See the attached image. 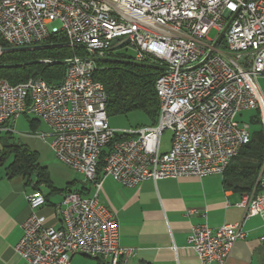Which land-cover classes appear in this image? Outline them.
I'll list each match as a JSON object with an SVG mask.
<instances>
[{
	"label": "built area",
	"instance_id": "1",
	"mask_svg": "<svg viewBox=\"0 0 264 264\" xmlns=\"http://www.w3.org/2000/svg\"><path fill=\"white\" fill-rule=\"evenodd\" d=\"M228 20L223 49L221 42L213 48ZM210 30L218 33L215 40L207 38ZM59 34L84 56L66 60L58 84L37 78L16 85L0 80V132L12 134L22 115L42 121L50 132L36 136L51 139L53 155L82 176L92 194L65 192L55 207L61 223L56 228L40 214L46 205L41 182L27 196L29 214L14 249L22 264H70L76 255L126 264L135 251L119 245L118 224L99 205L104 179L135 187L144 180L223 175L250 143L249 123L236 120L245 112L258 113L264 147L259 83H264V0H0L4 45L29 48ZM113 41L133 51L130 62L169 69L154 83L159 102L155 125L122 131L108 127L107 96L93 72L94 59L104 60ZM167 130L170 146L163 152L161 137ZM116 136L125 139L113 141ZM261 160L252 187L237 204L245 218L263 212L264 156ZM244 237L238 224L211 229L202 223L191 227L187 240L199 264H225Z\"/></svg>",
	"mask_w": 264,
	"mask_h": 264
},
{
	"label": "crops",
	"instance_id": "2",
	"mask_svg": "<svg viewBox=\"0 0 264 264\" xmlns=\"http://www.w3.org/2000/svg\"><path fill=\"white\" fill-rule=\"evenodd\" d=\"M37 126L38 122L29 125L33 131H37ZM169 146L160 151L166 152ZM241 160V156L232 160L223 175L200 179L144 180L135 187L104 179L98 191L99 205L116 220L119 245L135 251L126 264H199L187 239L191 227L202 223L211 229L238 224L245 233L244 239L230 250L225 264H264V208L261 215L245 218L244 210L237 207L247 187V180L240 174ZM3 169L0 167V264H22L14 247L29 214L27 196L35 189L36 179L33 176L29 182L9 179ZM49 181L52 188L46 184L42 188L46 205L40 214L45 217L46 225L57 228L61 223L55 216V207L61 204L66 189L89 197L92 188L85 184L77 187L76 182L68 179L64 180V186ZM190 211L195 213L188 214ZM70 264L103 263L76 255L71 257Z\"/></svg>",
	"mask_w": 264,
	"mask_h": 264
},
{
	"label": "trees",
	"instance_id": "3",
	"mask_svg": "<svg viewBox=\"0 0 264 264\" xmlns=\"http://www.w3.org/2000/svg\"><path fill=\"white\" fill-rule=\"evenodd\" d=\"M63 38L60 34L52 35L41 45L23 49L10 48L4 45L0 39V80L16 85L37 78L50 85L58 84L65 70L63 62L74 56H84L81 49L75 51L70 49ZM220 45H223V42ZM130 61L131 58L118 57L113 52H108L104 60L95 63L93 80L103 86L107 96V118L110 116H127L129 113L139 112L147 118L148 126L155 125L159 113V102L154 83L162 71L133 64ZM144 64L154 65L149 61ZM35 122V120L31 121L30 126L32 127ZM248 122L254 125L259 124L258 113L256 112V115L249 117ZM261 133V131L255 132L251 136L250 143L242 147L243 149L238 154L242 157V173L240 174H243L247 180V187L242 193L247 192L252 187L256 172L262 162L261 159L264 156ZM6 134L10 137L12 135ZM122 139L125 138L116 136L112 140L120 141ZM108 151L109 146L100 156L96 179L101 177L103 160ZM0 167H4L3 170L6 171L9 179L21 178L29 182L30 177L34 176L36 179L35 188L41 182L46 184L48 188H52L46 168L40 167L38 164L36 152L31 151L23 144L14 143L0 150ZM66 190L67 193L70 191L69 189Z\"/></svg>",
	"mask_w": 264,
	"mask_h": 264
},
{
	"label": "rangeland",
	"instance_id": "4",
	"mask_svg": "<svg viewBox=\"0 0 264 264\" xmlns=\"http://www.w3.org/2000/svg\"><path fill=\"white\" fill-rule=\"evenodd\" d=\"M207 38L209 40H215L218 33L215 30H210L207 32ZM220 49H223V46H219ZM113 54L118 57L133 58V51L126 46H121L117 49H114ZM260 86H262V95L264 96V83L262 81L259 82ZM256 115V111L245 112L241 116L238 115L237 122H248V117ZM35 120L38 122L37 131L31 130L29 127L30 122ZM108 127L116 131L122 130H130L137 127H145L148 126L149 122L147 118L139 112L129 113L127 116H110L107 118ZM249 123V122H248ZM250 125V133L251 136L255 132L261 131V126L259 124H249ZM48 127L42 121L36 120L31 116L22 115L19 117L18 122L13 126V133L7 135L5 132H0V150H2L5 146H11L12 144H23L27 146L31 151L36 152L37 161L40 167H44L47 170L49 179L54 183V185L62 186L65 184L66 179L71 182H76L77 187H80L82 184H85L89 189L91 186L89 183H85L83 177L79 174L75 173L69 168H66L62 163H60L52 150L50 149L51 139L48 138L46 141H42L36 135L48 132ZM171 132L169 130L165 131L162 134L161 141V149H167L170 144ZM34 177V176H33ZM64 186V185H63Z\"/></svg>",
	"mask_w": 264,
	"mask_h": 264
},
{
	"label": "water",
	"instance_id": "5",
	"mask_svg": "<svg viewBox=\"0 0 264 264\" xmlns=\"http://www.w3.org/2000/svg\"><path fill=\"white\" fill-rule=\"evenodd\" d=\"M231 20H232V19H231ZM231 20H230V21L228 20V23L225 25L223 31L220 32V35L218 36V38L216 39V41H215L214 44L212 45L213 48H215L216 45L219 44V43L221 42V40H222V38H223V35H224L225 31L227 30V28H228V26H229ZM112 44H113L112 48L109 49L110 52H112L114 49H116V48L119 47L118 45H117V46L114 45V44H115V41H113ZM122 44H123V43H122ZM209 55H210V51L206 54V56L204 57L203 61H204L205 58H207ZM94 61H96V62H97V61H101V59H94ZM112 61H113V60H112ZM114 61H115V60H114ZM114 61H113V62H114ZM203 61H202V62H203ZM118 62H122V61H118ZM65 63H66V61L63 62V64H65ZM132 63H133V62H132ZM133 64H137V63H133ZM137 65H140V66H146V67H149V68H153V69L161 70V71H165V72H166V70H169V69L166 68V67L157 66V65H147V64H137Z\"/></svg>",
	"mask_w": 264,
	"mask_h": 264
}]
</instances>
